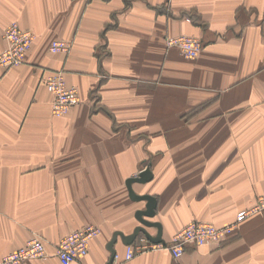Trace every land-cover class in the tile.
<instances>
[{
	"label": "crops",
	"instance_id": "1",
	"mask_svg": "<svg viewBox=\"0 0 264 264\" xmlns=\"http://www.w3.org/2000/svg\"><path fill=\"white\" fill-rule=\"evenodd\" d=\"M14 22L36 40L25 63L0 68V262L37 237L47 257L26 264H62L61 241L96 225L72 264H108L114 234L140 225L147 202L127 181L147 167L153 179L133 189L157 198L166 242L193 221L226 226L264 194V0H0V53ZM181 35L202 40L198 58L168 48ZM54 40L69 53H51ZM54 72L80 96L64 117ZM114 248L113 264H264V214L179 259L127 260L120 237Z\"/></svg>",
	"mask_w": 264,
	"mask_h": 264
},
{
	"label": "built area",
	"instance_id": "2",
	"mask_svg": "<svg viewBox=\"0 0 264 264\" xmlns=\"http://www.w3.org/2000/svg\"><path fill=\"white\" fill-rule=\"evenodd\" d=\"M6 48L0 53V68L10 69L22 65L31 51L36 35L22 29L18 23H11L5 30ZM168 48H180L181 54L188 59H196L202 52L204 45L201 39L190 36L167 38ZM72 44L69 41L56 40L50 49L53 53H69ZM46 87L53 96L52 113L57 117L68 115L71 110L80 104L77 88L67 85L62 72L52 73L46 80ZM264 211V195L258 198L257 203L250 209L241 210L233 223L218 226L211 222L193 221L175 233L168 242L152 243L143 236L141 243L129 246L127 260L135 256V251L163 250L170 252L174 259L181 258L191 246L219 245L234 233L240 223L247 217ZM101 234L100 227L88 225L81 230L67 235L57 249V257L62 264L73 262L86 257L89 246ZM47 257L45 244L41 239L34 237L25 246L6 255L1 264H26L29 261Z\"/></svg>",
	"mask_w": 264,
	"mask_h": 264
},
{
	"label": "water",
	"instance_id": "3",
	"mask_svg": "<svg viewBox=\"0 0 264 264\" xmlns=\"http://www.w3.org/2000/svg\"><path fill=\"white\" fill-rule=\"evenodd\" d=\"M152 179H153V173L150 167H147L145 170L140 172L137 177H132L128 179L127 187L130 198L134 201H146L147 204L145 209L137 211L136 218L140 222V225L134 229L132 234L125 235L122 232H116L114 234L113 239L108 245V249L111 253V257L108 264L114 263L115 257L117 255L114 245L117 243L119 237L126 246L132 245L140 235L146 237L152 243H161L164 241L163 225L158 221L151 220L155 218L157 213V207H158L157 198L155 196L148 194H144V195L137 194L133 189L134 183L145 184L150 182ZM151 228H154L156 230L155 234L149 232L148 229Z\"/></svg>",
	"mask_w": 264,
	"mask_h": 264
},
{
	"label": "rangeland",
	"instance_id": "4",
	"mask_svg": "<svg viewBox=\"0 0 264 264\" xmlns=\"http://www.w3.org/2000/svg\"><path fill=\"white\" fill-rule=\"evenodd\" d=\"M181 36H187V35H181ZM169 37H180V36H168L167 38H169ZM190 37H192V36H190ZM167 38H166V43H167ZM54 41H56V40H54ZM54 41H53V42H54ZM64 41H66V40H64ZM53 42H52V43H53ZM69 42H71V41H69ZM51 45H52V44H51ZM51 45H50V47H51ZM172 48H173V47H172ZM175 48H177V47H175ZM49 49H50V48H49ZM177 49L179 50L180 48H177ZM179 51H180V50H179ZM50 52L53 53V52L51 51V49H50ZM180 53H181V51H180ZM54 54H55V53H54ZM182 56H183V55H182ZM187 59H188V58H187ZM25 61H26V60H25ZM24 63H25V62H24ZM52 97H53V96H52ZM52 104H53V101H52ZM51 107H52V105H51ZM52 114H53V113H52ZM53 116H54V115H53ZM55 117H57V116H55ZM262 195H264V194H262ZM262 195H260V196H262ZM260 196H259V197H260ZM259 197H258V198H259ZM258 198H257V201H258ZM257 201H256V203H257ZM256 203H255V204H256ZM255 204H254V205H255ZM254 205H253V206H254ZM253 206H252V207H253ZM252 207H251V208H252ZM249 209H250V208H249ZM244 210H247V209H244ZM240 211H241V210H240ZM240 211H239V212H240ZM239 212H238V213H239ZM238 213H237V214H238ZM258 214H260V215H261V214H264V211H260V212H258V213L253 214V215H250V216L247 217L244 221H246L248 218H250V217H252V216H254V215H258ZM236 217H237V215H236ZM244 221H243V222H244ZM233 222H234V221H233ZM233 222H232V223H233ZM243 222H242V223H243ZM242 223H240L239 226H240ZM239 226L237 227V229L239 228ZM237 229H236V230H237ZM236 230H235V231H236ZM235 231H234V232H235ZM224 242H225V240H224L221 244H219V245H214V246H221ZM212 246H213V245H212ZM163 250H164V249H163ZM165 250H166V249H165ZM167 251H168V250H167ZM168 252H169V251H168ZM169 253H170V252H169Z\"/></svg>",
	"mask_w": 264,
	"mask_h": 264
}]
</instances>
